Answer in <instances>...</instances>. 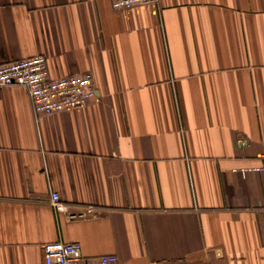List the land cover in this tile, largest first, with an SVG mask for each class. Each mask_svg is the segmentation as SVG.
I'll return each instance as SVG.
<instances>
[{
  "label": "crops",
  "instance_id": "crops-1",
  "mask_svg": "<svg viewBox=\"0 0 264 264\" xmlns=\"http://www.w3.org/2000/svg\"><path fill=\"white\" fill-rule=\"evenodd\" d=\"M91 71L96 96L36 113L0 88V264L48 241L120 264H264V0H0V62ZM70 210L96 211L70 220Z\"/></svg>",
  "mask_w": 264,
  "mask_h": 264
},
{
  "label": "built area",
  "instance_id": "built-area-1",
  "mask_svg": "<svg viewBox=\"0 0 264 264\" xmlns=\"http://www.w3.org/2000/svg\"><path fill=\"white\" fill-rule=\"evenodd\" d=\"M157 0H112L115 9L133 5L156 2ZM6 85H22L27 88L36 113L49 114L72 110L88 104L96 96L91 71L52 77L49 73L47 58L34 55L21 59L0 62V88ZM262 163L251 170L264 171V149L260 153ZM51 203L55 210L64 212L68 219H83L93 214L92 205L73 211L62 202L59 193H52ZM45 264H120L115 253L94 256L83 254L82 245L77 241H48L44 244Z\"/></svg>",
  "mask_w": 264,
  "mask_h": 264
}]
</instances>
